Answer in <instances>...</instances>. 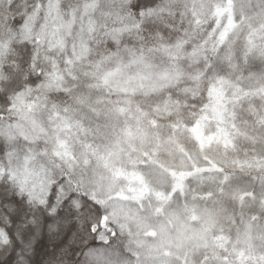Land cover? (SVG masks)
Returning a JSON list of instances; mask_svg holds the SVG:
<instances>
[{
  "label": "clouds",
  "instance_id": "1",
  "mask_svg": "<svg viewBox=\"0 0 264 264\" xmlns=\"http://www.w3.org/2000/svg\"><path fill=\"white\" fill-rule=\"evenodd\" d=\"M0 264H264V0H0Z\"/></svg>",
  "mask_w": 264,
  "mask_h": 264
}]
</instances>
